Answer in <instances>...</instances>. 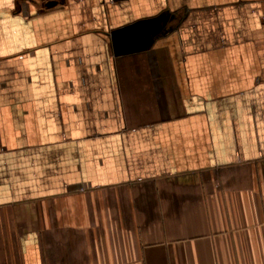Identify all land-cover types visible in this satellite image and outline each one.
<instances>
[{"label": "crops", "instance_id": "obj_1", "mask_svg": "<svg viewBox=\"0 0 264 264\" xmlns=\"http://www.w3.org/2000/svg\"><path fill=\"white\" fill-rule=\"evenodd\" d=\"M0 264H264V0H0Z\"/></svg>", "mask_w": 264, "mask_h": 264}]
</instances>
